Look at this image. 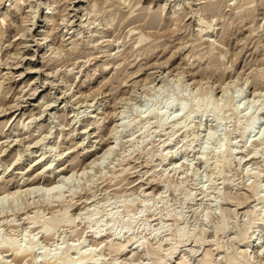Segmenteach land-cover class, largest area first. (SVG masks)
<instances>
[{"label":"rangeland","instance_id":"obj_1","mask_svg":"<svg viewBox=\"0 0 264 264\" xmlns=\"http://www.w3.org/2000/svg\"><path fill=\"white\" fill-rule=\"evenodd\" d=\"M40 1L0 0V200L37 187L14 210L0 204L3 246H36L18 257L2 246L0 264H203L209 252V264H231L264 228V0ZM117 123L110 160L82 175ZM57 183L65 189L48 204ZM40 216L52 222L45 233ZM262 234L249 264H264ZM82 254L92 259L80 263Z\"/></svg>","mask_w":264,"mask_h":264},{"label":"bare ground","instance_id":"obj_2","mask_svg":"<svg viewBox=\"0 0 264 264\" xmlns=\"http://www.w3.org/2000/svg\"><path fill=\"white\" fill-rule=\"evenodd\" d=\"M2 1V0H1ZM42 1V0H41ZM40 1V4H39V6H37V9H40V8H42L44 5H43V2H41ZM96 6V5H95ZM36 8V7H35ZM164 10H165V8H164ZM178 11L179 10H174V15L176 16V14L178 13ZM37 12H36V9L35 10H33V12H32V14H33V19L35 18V15H38V14H36ZM48 15L49 14H47L46 16H45V25L42 27V30L40 31V34H39V36H40V38H39V40H37V47L38 48H43V50L44 51H46L45 49H46V47H50L49 45H48V41H50L51 39H52V37H51V35L53 34V27H54V21L52 22L51 21V19L48 17ZM173 18V17H172ZM32 19V20H33ZM178 20V19H177ZM43 23H44V21H43ZM110 23H108V25H109ZM112 25V24H111ZM110 26V25H109ZM108 26V27H109ZM27 32V31H26ZM23 36V35H22ZM25 36V35H24ZM143 39V38H142ZM144 40V39H143ZM99 42V41H98ZM141 42V41H140ZM143 42V41H142ZM210 43V52L209 53H212L213 54V52L217 49L215 46H214V42L212 43V42H209ZM55 50V48L53 47V48H51L50 50ZM59 49V48H58ZM57 49V50H58ZM47 50H49V49H47ZM216 52V51H215ZM52 53V52H51ZM57 53V52H56ZM54 54V53H53ZM209 55V54H208ZM211 55V54H210ZM17 56V55H16ZM20 57V56H19ZM223 57H224V55H223ZM23 58V57H22ZM17 59V58H16ZM20 61V60H19ZM20 63V62H19ZM15 64V63H14ZM18 64V63H17ZM20 65V64H19ZM19 65H14V66H19ZM7 69V68H6ZM14 69V68H13ZM9 70H10V68H9ZM41 71L39 70V69H35V70H33V71H31L30 73H34L35 74V76H38V74L40 73ZM177 74V73H176ZM180 74V73H179ZM178 74V79H179V75ZM21 76H23V74H21ZM34 76V78L33 79H35L36 77ZM150 77V76H149ZM151 78V77H150ZM149 78V80H151ZM177 78V77H176ZM239 78V77H238ZM3 79V78H2ZM47 79H48V77H47ZM148 80V81H149ZM237 82V80H233V83H231V84H235ZM149 84H150V82H148ZM155 83V82H154ZM195 83V82H194ZM229 87V86H228ZM224 88H226V87H224ZM158 89V88H157ZM226 89H228V88H226ZM34 90V92H33V94H32V96H34L35 95V93L36 92H38V90H37V85H35V89H32V91ZM145 90V89H144ZM175 90V89H174ZM259 91V90H258ZM257 89H255V91H254V93H253V99L255 100L256 99V97H257ZM211 92H209V94H210ZM213 95V94H212ZM263 95V94H262ZM222 97H224L223 95H222ZM225 98V97H224ZM252 99V100H253ZM251 100V101H252ZM253 100V101H254ZM250 101V100H249ZM210 103H211V101H210ZM213 103V102H212ZM215 103V102H214ZM46 105V104H45ZM216 105H217V103H216ZM256 105V104H255ZM215 106V105H214ZM213 105H211V104H209V103H207V106L205 107V109H204V111H211V112H214L215 110V107H214ZM247 106L248 107H251L252 106V108H253V102H247ZM18 107V106H17ZM170 107V106H169ZM214 107V108H213ZM186 106H184V105H181V109H179V114L180 113H184V114H186L187 112H186ZM213 110V111H212ZM253 110V109H252ZM181 111V112H180ZM206 113V112H205ZM151 114H153V112L151 113ZM122 118V117H121ZM90 119L91 120H94V122L91 124L92 126H95V125H97L98 123H99V121L100 120H97V116H94V114H92L91 115V117H90ZM226 119V118H225ZM97 120V121H96ZM162 121H164V120H162ZM166 122V121H165ZM254 123L255 122H253V123H251V124H249V127L247 128V129H249L250 130V132H251V129H255L254 128ZM156 124V123H155ZM122 125L119 123H117V125L115 126V128L114 129H112V133L110 134L111 136H109V138H110V143H109V145L107 146V148L103 151V153L101 154V155H94V157L91 159V160H89V161H87V163L85 164V166H83V172H82V175H85V174H88L89 175V170H91L92 171V169L94 170L95 168H97V167H102L103 165L102 164H104V165H106L107 164V162H106V164H105V160L107 161V160H110V155L113 153V152H115V150H116V147H117V145H116V147H115V143H117L116 142V136L117 135H119L118 133L120 132L119 131V129H121L120 127H121ZM160 126V125H159ZM162 127V126H161ZM123 128H124V126H123ZM159 130V129H158ZM162 130V129H161ZM237 131H240L239 132V138H241V139H243V137H245L244 135V133L246 132H243V131H241V129L239 128V129H237ZM236 132V131H235ZM254 132H255V130H254ZM76 133V132H75ZM236 133H238V132H236ZM252 133V132H251ZM237 135V136H238ZM47 136V135H46ZM195 136V135H194ZM211 136H212V134H211ZM252 136V135H251ZM49 137V136H48ZM47 137V138H48ZM256 137V136H255ZM208 138V137H207ZM211 138V137H210ZM46 138L44 137V139H41V140H38L35 144L36 145H38V144H40L41 142H43L44 140H45ZM173 139V138H172ZM251 139V138H250ZM103 140V139H102ZM171 140V139H170ZM64 141V140H63ZM241 141V140H240ZM244 141V140H243ZM102 142V141H101ZM171 142V141H170ZM250 142V141H249ZM252 143H254L255 144V142H256V140L255 139H253L252 141H251ZM105 144V143H104ZM170 144V143H169ZM105 146V145H104ZM187 146V145H186ZM245 146V145H244ZM223 147V146H222ZM226 148V147H225ZM224 149V148H223ZM96 151V150H95ZM223 151V150H222ZM221 150H220V152H222ZM216 152V151H215ZM227 152H228V150H227ZM231 152H232V150H231ZM114 154V153H113ZM112 154V155H113ZM231 154V157H232V153H230ZM229 154V155H230ZM254 157V156H253ZM164 158H166V159H164V161L163 162H165L166 163V160H167V158H168V156H165ZM19 161V160H18ZM17 162V161H16ZM18 163V162H17ZM164 163V164H165ZM102 165V166H101ZM98 169V168H97ZM60 173V172H59ZM126 173V172H125ZM74 174V173H73ZM81 175V174H80ZM153 176V175H152ZM155 176V175H154ZM39 177V176H38ZM82 178V177H81ZM36 179H37V177H36ZM67 179V178H66ZM69 179H71V178H69ZM227 179V178H226ZM117 180V179H116ZM70 181V180H69ZM73 181V180H72ZM154 181H155V179H154ZM153 181V182H154ZM162 181H164V180H162ZM196 182V181H195ZM167 183V182H166ZM65 184V183H64ZM64 184H61L60 183V185H58V183L56 184L57 186H54L55 184H53L52 186H51V189L50 190H48L47 191V193H46V195H45V198H44V200H46L45 202L46 203H48V204H51L52 202H53V200H54V198L52 197V194H54V192L56 191V192H58V190H60V191H63L64 189H65V187H63V185ZM29 186H31L30 184H29ZM54 186V187H53ZM147 186V185H146ZM31 188V187H30ZM30 188H28L27 189V191L25 190V194L21 191V189H18L17 190V192H14V193H12L11 195L12 196H8V197H6V196H4L3 195V198H1V200H0V204L1 205H4V204H9V206H11L12 207V209H13V204L15 203V201L14 200H18V199H22L23 198V196H27L26 194H35V188H37V187H35V186H33L31 189ZM172 188V187H171ZM250 188H252V187H250ZM35 189V190H34ZM44 189V188H43ZM58 189V190H57ZM118 189V188H117ZM253 189V188H252ZM181 190V189H180ZM256 190V189H255ZM21 191V192H20ZM54 191V192H53ZM42 192H43V190H42ZM184 192V191H183ZM6 193V192H5ZM9 194L11 193V192H8ZM58 193H61V192H58ZM220 193V192H219ZM226 193V192H225ZM184 194V193H183ZM256 194V193H255ZM5 195H7V194H5ZM58 195V194H57ZM61 195H62V193H61ZM60 194L58 195L59 197H57L59 200H56V202H58L59 204L62 202L61 201V198L63 197H60L61 196ZM185 195V194H184ZM191 196H193L192 194H191ZM194 197V196H193ZM186 198V197H185ZM188 198V197H187ZM53 199V200H52ZM183 200H185L186 201V199H183ZM190 200H194L192 197H190ZM261 200V199H260ZM263 201L262 202H264V199H262ZM229 202V201H228ZM124 203V202H123ZM143 203H146V204H142V209H146L145 210V212L146 211H148L147 209H149V206H148V204H147V202H143ZM41 204V203H40ZM47 204V205H48ZM62 204V203H61ZM70 204V203H69ZM0 205V206H1ZM130 206V205H129ZM135 206V205H134ZM237 206H239V205H237ZM38 207V206H37ZM73 207V206H72ZM71 206H69V205H63V210L65 211V210H68L69 211V209H71L72 208ZM126 208H127V206H125ZM124 207V208H125ZM139 207V206H138ZM140 207V208H141ZM74 208V207H73ZM125 208V209H126ZM3 210H5L4 209V207H3ZM14 210V209H13ZM132 210V209H131ZM139 211V210H138ZM141 211H143V210H141ZM162 211H164V210H162ZM67 212V211H66ZM101 212V211H100ZM144 212V211H143ZM1 213H5L4 211L3 212H1ZM37 213V212H36ZM252 211L250 210V212H247V217L249 216V218H250V216L252 215ZM67 214V213H66ZM114 214V213H113ZM117 214V213H116ZM64 215H65V213H64ZM167 215V214H166ZM38 216V215H37ZM82 215H79V218L81 217ZM94 215H90V217L87 219L88 220V224L87 225H91V223L93 222H95L96 220L95 219H93L92 217H93ZM106 216V215H105ZM110 216L111 215H109V218H110ZM181 216H183V215H181ZM180 216V217H181ZM36 217V216H35ZM39 217V216H38ZM41 217V216H40ZM63 217V216H62ZM166 217V216H165ZM177 217H178V219H179V216H176V219H177ZM31 218V217H30ZM30 218H28V220L30 221V222H32V220L34 219V216L32 217V220L30 219ZM95 218V217H94ZM118 218V217H117ZM182 218V217H181ZM37 219V220H36ZM35 219V221H33L36 225H39L40 227H39V229L40 228H42V230H43V232L45 233V231H46V229H47V227L49 228V226L51 225V223L52 222H50V221H47V220H45V219H42V217L41 218H36ZM53 219V218H52ZM111 219V218H110ZM112 219H113V217H112ZM165 219V218H164ZM177 219V221L179 222V220ZM51 220V219H50ZM71 220H72V218H71ZM75 220V219H74ZM83 220H85L84 218H83ZM120 220V219H119ZM129 220H130V218H129ZM134 220H136V219H134ZM182 220V219H181ZM238 220V219H237ZM70 221V220H69ZM66 221V222H68V227L70 228V230L71 229H73L74 227V221L72 220V221ZM76 221V220H75ZM86 221V220H85ZM99 222H97L96 221V224L93 226V227H95L96 228V226H98V225H100V221L101 220H98ZM107 221H110L109 219L107 220ZM29 222V223H30ZM32 222V223H33ZM127 222H128V220H127ZM127 222H126V225H132V223H133V221L132 220H130L129 222H128V224H127ZM108 223V222H107ZM67 224V223H66ZM111 224V223H110ZM134 224V223H133ZM235 224V223H234ZM258 224V223H257ZM33 225V224H32ZM76 225V224H75ZM112 225V224H111ZM123 225V224H122ZM259 226H256V227H258V228H260V229H258V231H260L259 232V234H257V237L256 238H253L254 237V234H255V232L253 233V236L250 238L251 240H249L248 242H247V245L246 246H243L242 248H241V250H240V252L238 251V253H237V255H236V257L234 258V260H233V262H231V264H249V262H251L250 260H249V258H248V252L251 250V248L253 249L252 251L253 252H255L256 254L258 253H260V248L262 247V246H259L260 245V243H261V240H262V238H263V234L262 233H264V228H261V223L259 222V224H258ZM34 226V225H33ZM143 226V225H142ZM229 225L226 223H224V225H223V228L220 230V231H223V232H225L226 230H228V228L230 227H228ZM100 227V226H99ZM123 227V226H122ZM128 227V226H127ZM231 228V227H230ZM94 229V228H93ZM98 229V228H97ZM127 229V228H126ZM129 229V228H128ZM144 229H145V227H144ZM250 229V228H249ZM256 230H257V228H256ZM255 230V231H256ZM73 231H75V230H73ZM219 231V232H220ZM71 232V231H70ZM102 232V231H101ZM49 233V232H48ZM74 233V232H73ZM97 233V232H96ZM179 233V234H178ZM177 234H178V236L177 237H182V238H184L185 237V235H183L181 232H178ZM245 233H247V229H243L242 231H238V234H240L241 236H244L245 235ZM51 234V233H50ZM101 234V233H100ZM99 234V235H100ZM176 234V233H175ZM176 234V235H177ZM260 234H262L261 236H260ZM46 235V234H45ZM44 235V236H45ZM49 235V234H48ZM96 235V234H95ZM176 235H175V237H176ZM47 237V236H46ZM167 239V238H166ZM168 239H170V238H168ZM185 239V238H184ZM169 241V240H168ZM172 241V240H171ZM202 242V241H201ZM204 242V241H203ZM202 242V243H203ZM256 242V243H255ZM13 243V242H12ZM12 243H7V247H9V250H8V248L7 247H5V246H3L4 244H3V242L2 241H0V247L2 248V246H3V248L5 249V248H7V250L8 251H10V249H11V247H13V246H15V245H13ZM33 243V242H32ZM31 243V244H32ZM130 243V242H129ZM168 243V242H167ZM206 243V242H205ZM204 243V244H205ZM264 243V242H263ZM6 244V243H5ZM30 244V245H31ZM34 244V243H33ZM82 244H80V246H81ZM261 245H263V244H261ZM32 246V245H31ZM31 246H29L28 248L26 247V249L25 248H19V247H13V248H16V252L14 253L15 254V256L16 257H18L17 256V254L18 253H20V254H24L23 253V251H22V249H24V251H26V253H27V251L28 252H30L31 253V251L32 250H34V248L36 247L35 245H33V246H35L33 249H31L30 250V247ZM177 246V245H176ZM73 247H76V246H73ZM79 246H77V248H78ZM179 247V246H178ZM221 247V246H220ZM219 247V248H220ZM76 248V249H77ZM79 248H81V247H79ZM78 248V249H79ZM116 248V247H115ZM118 248V247H117ZM120 248V247H119ZM159 248V247H158ZM161 248V247H160ZM70 249L72 250V247H70ZM75 249V248H74ZM123 249V250H122ZM120 248V249H117L116 251H117V253L118 252H120V254L121 255H123L124 253H125V251H124V248ZM174 249V248H173ZM221 249V248H220ZM219 249V250H220ZM6 250V249H5ZM13 249H11V251H12ZM15 250V249H14ZM70 250V251H71ZM218 250V251H219ZM262 250V249H261ZM67 251V250H66ZM75 251V250H74ZM111 251V250H110ZM153 251V250H152ZM175 251V250H174ZM216 251H217V249H216ZM13 252V251H12ZM113 252V251H112ZM221 252V251H220ZM11 253V252H10ZM131 253L133 254V252L131 251ZM150 253V252H149ZM170 253V252H169ZM174 253V252H173ZM46 254V253H45ZM119 254V253H118ZM128 254V253H127ZM151 254V253H150ZM153 254H157V249H154V251H153ZM19 255V254H18ZM29 255V254H28ZM79 255V254H78ZM83 255V254H82ZM134 255V254H133ZM207 255V256H206ZM205 255V259H204V257H203V264H209V262H211V259H210V257H211V253L209 252V253H207ZM21 256V255H20ZM19 256V257H20ZM25 256H27V254L25 255ZM54 256V255H53ZM261 256V255H260ZM48 257V256H47ZM47 257H45L44 256V259H46ZM158 257V256H157ZM54 258V257H53ZM56 258V257H55ZM80 258V257H79ZM90 258L92 259V257H91V255L89 254V255H83V256H81V260L79 259L78 261H80V263H82L83 262V260L84 261H89L90 260ZM43 259V260H44ZM59 260H60V258H58ZM63 259V258H62ZM227 259V258H226ZM58 260V261H59ZM64 260V259H63ZM47 261V260H46ZM45 261V262H46ZM50 261V260H49ZM56 262V261H54L55 263H53L52 261V263L53 264H67L68 262H63V261H61V262ZM64 261H66V260H64ZM92 261V260H91ZM200 261V262H201ZM4 262V261H3ZM50 262V263H51ZM163 262H164V260H162L161 262H156L155 264H163ZM261 262V261H260ZM49 263V262H48ZM166 263H167V261H166ZM47 264V263H46ZM74 264H78V262H76V263H74ZM168 264V263H167ZM177 264H189V261L188 260H180Z\"/></svg>","mask_w":264,"mask_h":264}]
</instances>
